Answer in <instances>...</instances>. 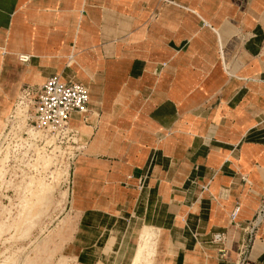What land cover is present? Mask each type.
I'll use <instances>...</instances> for the list:
<instances>
[{"label": "crops", "instance_id": "0c3cea01", "mask_svg": "<svg viewBox=\"0 0 264 264\" xmlns=\"http://www.w3.org/2000/svg\"><path fill=\"white\" fill-rule=\"evenodd\" d=\"M53 76L89 89L76 207L141 210L164 264H264V0H0V101Z\"/></svg>", "mask_w": 264, "mask_h": 264}, {"label": "rangeland", "instance_id": "374dc122", "mask_svg": "<svg viewBox=\"0 0 264 264\" xmlns=\"http://www.w3.org/2000/svg\"><path fill=\"white\" fill-rule=\"evenodd\" d=\"M31 112L20 95L0 101V264H164L161 224L141 210L112 217L75 206L88 132L38 130Z\"/></svg>", "mask_w": 264, "mask_h": 264}, {"label": "built area", "instance_id": "2783aa9c", "mask_svg": "<svg viewBox=\"0 0 264 264\" xmlns=\"http://www.w3.org/2000/svg\"><path fill=\"white\" fill-rule=\"evenodd\" d=\"M29 56L20 57L22 62H28ZM20 103L29 107V120L38 130L57 134L73 132L71 119L74 114L85 115L89 111V89L82 83L65 82L58 76L46 80L39 87H24L21 89ZM264 208L261 210L262 218ZM223 240V235H217L216 241Z\"/></svg>", "mask_w": 264, "mask_h": 264}]
</instances>
